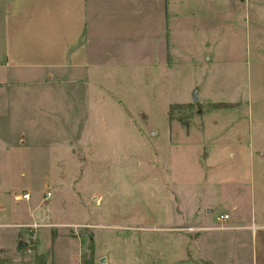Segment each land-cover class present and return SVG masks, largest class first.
I'll return each instance as SVG.
<instances>
[{
  "label": "rangeland",
  "instance_id": "rangeland-1",
  "mask_svg": "<svg viewBox=\"0 0 264 264\" xmlns=\"http://www.w3.org/2000/svg\"><path fill=\"white\" fill-rule=\"evenodd\" d=\"M192 7L153 70L0 67V260L264 264V0Z\"/></svg>",
  "mask_w": 264,
  "mask_h": 264
},
{
  "label": "crops",
  "instance_id": "crops-1",
  "mask_svg": "<svg viewBox=\"0 0 264 264\" xmlns=\"http://www.w3.org/2000/svg\"><path fill=\"white\" fill-rule=\"evenodd\" d=\"M17 1L15 6L0 11V67L64 68L70 73L78 69L85 75L113 67L153 70L166 65L171 22L182 20L184 11L186 16L197 12L193 7L184 8L191 0ZM250 17L249 13V24ZM155 27L154 35L163 36L165 60L155 58L149 64L129 60L131 51L147 42L146 33ZM137 42L141 43L135 47ZM255 233L253 229L249 235ZM22 239L17 242H24ZM4 251L0 248L1 254Z\"/></svg>",
  "mask_w": 264,
  "mask_h": 264
},
{
  "label": "trees",
  "instance_id": "trees-1",
  "mask_svg": "<svg viewBox=\"0 0 264 264\" xmlns=\"http://www.w3.org/2000/svg\"><path fill=\"white\" fill-rule=\"evenodd\" d=\"M51 237L53 238L54 235L51 234ZM36 257H38V258L35 260V264H45L44 259L40 255H38ZM0 264H6V261L5 260H0ZM205 264H212V263L206 262Z\"/></svg>",
  "mask_w": 264,
  "mask_h": 264
},
{
  "label": "built area",
  "instance_id": "built-area-1",
  "mask_svg": "<svg viewBox=\"0 0 264 264\" xmlns=\"http://www.w3.org/2000/svg\"><path fill=\"white\" fill-rule=\"evenodd\" d=\"M46 195H47V197H49V196H50V195H49V192H48ZM29 197H30V195H28V194H26V193L22 195V199H23V200H28ZM227 217H228L227 215H225V214L222 215V214H221V215L217 218V220L220 222V221H223V220L227 219Z\"/></svg>",
  "mask_w": 264,
  "mask_h": 264
},
{
  "label": "water",
  "instance_id": "water-1",
  "mask_svg": "<svg viewBox=\"0 0 264 264\" xmlns=\"http://www.w3.org/2000/svg\"><path fill=\"white\" fill-rule=\"evenodd\" d=\"M193 99H194V100H197V98H196L195 96H194ZM26 245H27L26 242H22V241H21V242L19 243V247H20V248H24V247H26Z\"/></svg>",
  "mask_w": 264,
  "mask_h": 264
}]
</instances>
